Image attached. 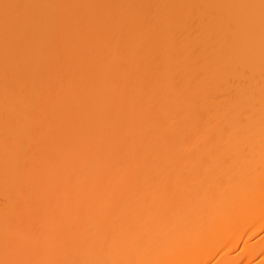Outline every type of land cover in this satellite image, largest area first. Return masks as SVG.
Instances as JSON below:
<instances>
[{"label":"bare ground","instance_id":"1","mask_svg":"<svg viewBox=\"0 0 264 264\" xmlns=\"http://www.w3.org/2000/svg\"><path fill=\"white\" fill-rule=\"evenodd\" d=\"M0 264H264V0H0Z\"/></svg>","mask_w":264,"mask_h":264}]
</instances>
